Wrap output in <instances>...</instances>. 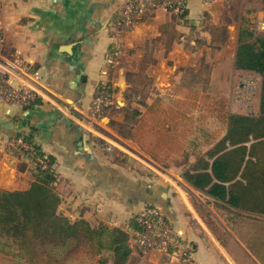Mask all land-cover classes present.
Listing matches in <instances>:
<instances>
[{
	"label": "crops",
	"instance_id": "0c3cea01",
	"mask_svg": "<svg viewBox=\"0 0 264 264\" xmlns=\"http://www.w3.org/2000/svg\"><path fill=\"white\" fill-rule=\"evenodd\" d=\"M125 1L0 0V60L17 75L15 84L29 83L39 92L27 106L0 99L2 190H25L33 181L21 170L15 152L21 148L6 149L10 139L19 138L30 148L21 150L36 145L51 159L57 212L71 222L126 227L149 209L161 211L179 250L169 256L144 251L132 245L136 233L128 230V262L133 257L140 264H264V216L237 211L184 178L196 156L212 146L203 144L202 132L214 143L224 135L221 126L206 130L202 113L193 110L187 162L181 153L165 159L155 150L152 127L140 143L122 131L127 110H136L138 120L155 101L173 106L189 92L222 96L229 113L244 114L229 107L228 99L233 76L247 73L234 68L237 31L224 30L220 16L234 0H186L184 19L158 9L120 29ZM101 86L110 90L112 106L95 120L88 109ZM240 93L237 85L235 98Z\"/></svg>",
	"mask_w": 264,
	"mask_h": 264
},
{
	"label": "trees",
	"instance_id": "16d2710c",
	"mask_svg": "<svg viewBox=\"0 0 264 264\" xmlns=\"http://www.w3.org/2000/svg\"><path fill=\"white\" fill-rule=\"evenodd\" d=\"M261 3L258 11L264 19V0ZM186 12L175 17L184 19ZM234 68L259 77L257 114L229 113L222 96L202 93L199 98L197 92H189L185 102L173 106L155 101L138 120L136 110H127L121 130L140 143L152 127L155 150L165 159L181 153L187 162L193 110L202 113V123L213 116L224 135L213 143L214 137L202 132L203 144L212 146L196 156L184 178L193 188L237 211L264 216V32L256 34L245 27L237 30ZM110 94L104 86L96 92L108 100ZM15 150L23 164L21 170L26 168L33 181L25 190H0V264H92L96 257L95 264H127L131 254L127 231H140L137 220L142 215L126 227L71 222L57 212L59 198L53 191L57 177L50 167L51 159L36 145L28 151ZM152 155L156 158L157 154Z\"/></svg>",
	"mask_w": 264,
	"mask_h": 264
},
{
	"label": "built area",
	"instance_id": "2783aa9c",
	"mask_svg": "<svg viewBox=\"0 0 264 264\" xmlns=\"http://www.w3.org/2000/svg\"><path fill=\"white\" fill-rule=\"evenodd\" d=\"M204 1L212 3L217 0ZM224 1L228 3L229 0ZM158 9L177 17L182 16L186 10V0H126L122 5L120 18L116 25L120 29H130L141 20L152 16ZM263 27L264 23H262ZM108 63L112 64V60L109 59ZM8 68V65L0 60V99L9 104L25 106L32 104L39 93L37 88L24 82L15 84L12 77H18ZM111 106V101L96 95L90 102L89 116L99 120L103 116L104 110ZM17 147L25 150L30 149L19 138H12L6 144V149L9 152ZM38 162L46 167L44 160ZM137 221L140 231L132 235L130 239L132 245L141 249L157 250L164 256L173 255L179 250L177 247L178 236L158 208L147 210Z\"/></svg>",
	"mask_w": 264,
	"mask_h": 264
},
{
	"label": "rangeland",
	"instance_id": "374dc122",
	"mask_svg": "<svg viewBox=\"0 0 264 264\" xmlns=\"http://www.w3.org/2000/svg\"><path fill=\"white\" fill-rule=\"evenodd\" d=\"M261 6V0H234L229 2L220 15L221 23L223 24L222 28L225 30L229 27L232 31L236 32L239 28L245 27L256 34L264 32L262 31L261 24L263 19H260V15L258 14V10ZM231 82L232 88L229 90L230 94L228 97L230 103L229 107L233 108L234 111H241L244 114H255L259 103L260 79L252 73H244L243 75L233 76ZM238 82H243V84L240 85ZM237 85L241 90V97L239 98H235L234 96V90ZM215 89L216 88H214V90ZM202 127L206 130H214L215 128L220 130V125L215 123L213 119L203 120ZM0 190H2L1 186ZM94 260H92V263ZM127 264L140 263L133 262L132 257Z\"/></svg>",
	"mask_w": 264,
	"mask_h": 264
}]
</instances>
